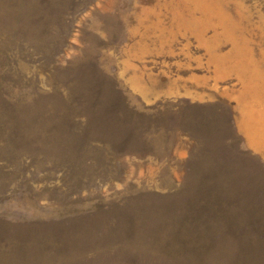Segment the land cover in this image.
I'll list each match as a JSON object with an SVG mask.
<instances>
[{
	"label": "rangeland",
	"instance_id": "374dc122",
	"mask_svg": "<svg viewBox=\"0 0 264 264\" xmlns=\"http://www.w3.org/2000/svg\"><path fill=\"white\" fill-rule=\"evenodd\" d=\"M261 82L264 0H0V264H264Z\"/></svg>",
	"mask_w": 264,
	"mask_h": 264
},
{
	"label": "crops",
	"instance_id": "0c3cea01",
	"mask_svg": "<svg viewBox=\"0 0 264 264\" xmlns=\"http://www.w3.org/2000/svg\"><path fill=\"white\" fill-rule=\"evenodd\" d=\"M257 85L260 86L258 87L259 89H264V82L257 83ZM258 96L263 98L264 94H259ZM253 112H264V109L257 108V111ZM239 128L241 129V134L245 142V148L251 153L259 155L264 160L263 138L255 124L252 123V120H248L243 116Z\"/></svg>",
	"mask_w": 264,
	"mask_h": 264
},
{
	"label": "bare ground",
	"instance_id": "6f19581e",
	"mask_svg": "<svg viewBox=\"0 0 264 264\" xmlns=\"http://www.w3.org/2000/svg\"><path fill=\"white\" fill-rule=\"evenodd\" d=\"M194 6V5H193ZM213 13V12H212ZM208 16H210V15H208ZM233 68V67H232Z\"/></svg>",
	"mask_w": 264,
	"mask_h": 264
}]
</instances>
